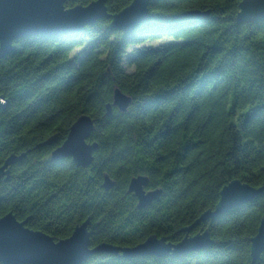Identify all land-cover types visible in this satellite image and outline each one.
Returning a JSON list of instances; mask_svg holds the SVG:
<instances>
[{"label":"trees","instance_id":"obj_1","mask_svg":"<svg viewBox=\"0 0 264 264\" xmlns=\"http://www.w3.org/2000/svg\"><path fill=\"white\" fill-rule=\"evenodd\" d=\"M240 1L150 0L146 19L124 33L110 28V16L132 0H106L107 17L81 32L15 40L0 59V167L29 152L0 178V217L11 212L55 240L89 220L91 246L132 247L150 235L178 243L229 182L264 187V21L238 22ZM116 89L130 103L107 114ZM81 116L93 123L92 163L53 162L52 149ZM137 176L161 190L144 209L128 192ZM263 218L264 192L194 227L190 235L209 230L204 250L101 253L83 264H264V251L250 257Z\"/></svg>","mask_w":264,"mask_h":264},{"label":"water","instance_id":"obj_2","mask_svg":"<svg viewBox=\"0 0 264 264\" xmlns=\"http://www.w3.org/2000/svg\"><path fill=\"white\" fill-rule=\"evenodd\" d=\"M77 1L80 0H0V59L13 50V42L19 38L72 35L107 17L106 0H93L86 5L76 3ZM68 2L75 4L67 7ZM149 2L150 0H132L127 7L110 16V28L129 32L146 19ZM236 19L238 22L264 21V0H241ZM129 103L130 99L116 89L112 104L106 106L107 114L111 112V106L124 112ZM0 106H3L1 97ZM92 130V121L86 116L79 117L70 126L62 144L52 150L51 160L57 162L62 158H71L77 167H88L97 148L95 142H87ZM56 140L57 136L53 135L43 145L50 146ZM27 152L9 155L0 167V178L8 179L9 167L20 162ZM147 184L146 176L134 177L128 184V192L136 197L138 209L149 206L161 195V190H146ZM102 187L105 191L113 187V181L107 174L103 176ZM263 192L264 187L252 188L239 180H233L222 187L213 209H207L191 226L182 229L184 237L178 243L150 235L142 243L132 247H117L105 242L91 246L89 220L75 226L69 237L55 240L41 231L28 228L27 220L18 221L9 212L0 217V264H83L90 256L101 253L120 254L126 259L141 256H185L190 252L204 250L211 243L208 229L190 235L194 227L253 200ZM263 251L264 218L257 233L251 238L250 257L253 263Z\"/></svg>","mask_w":264,"mask_h":264},{"label":"rangeland","instance_id":"obj_3","mask_svg":"<svg viewBox=\"0 0 264 264\" xmlns=\"http://www.w3.org/2000/svg\"><path fill=\"white\" fill-rule=\"evenodd\" d=\"M165 40H167V39H163V40H155V41H153V42L146 43V44L157 45V44H159V43H163ZM74 52H76V51H74ZM126 70H127V71H131V69H129V68H126Z\"/></svg>","mask_w":264,"mask_h":264},{"label":"flooded vegetation","instance_id":"obj_4","mask_svg":"<svg viewBox=\"0 0 264 264\" xmlns=\"http://www.w3.org/2000/svg\"><path fill=\"white\" fill-rule=\"evenodd\" d=\"M50 146H51V145H50ZM57 147H58V146H57ZM55 148H56V147H55ZM55 148H54V149H55ZM52 150H53V149H52ZM146 190H147V189H146Z\"/></svg>","mask_w":264,"mask_h":264}]
</instances>
